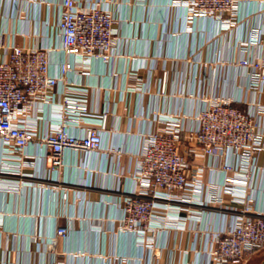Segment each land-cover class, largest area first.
<instances>
[{
    "label": "built area",
    "instance_id": "1",
    "mask_svg": "<svg viewBox=\"0 0 264 264\" xmlns=\"http://www.w3.org/2000/svg\"><path fill=\"white\" fill-rule=\"evenodd\" d=\"M27 1L33 8L52 5L45 0ZM115 1L59 0L55 21L44 25L46 40L40 47L17 44L10 31L0 32L1 173L25 176L23 169L33 165L24 158L36 157L28 154L33 146L54 173L64 167L69 151L89 155L104 150L106 159L113 155L118 160L124 153L120 147L104 148L110 112L92 108L90 86L73 79L91 75L97 61L117 75L112 68L124 53ZM167 10L170 15L163 21L165 28L174 12L181 13V27L174 26L171 34L187 36L182 58L195 67L198 87L190 96L201 108L192 115L181 108L175 113L149 109L156 127L138 136L140 147L131 157L135 167L128 173L130 186L114 189L117 195L112 202L121 216L113 221L117 231L133 233L139 247L158 256L154 242L159 233L185 231L188 224L201 220L205 211L215 210L227 223L207 238L210 244L204 250V264H244L264 250V210L259 209L255 197L264 190V24L259 18L264 14V0H169ZM236 30L241 37H236L232 46L227 38ZM218 41L221 45L212 59L196 58ZM230 49L237 58L230 56ZM53 54L60 55L56 63ZM213 66L217 75L212 76L209 71ZM230 67L239 72L234 82L239 94L235 96L216 87L229 79ZM129 76L132 85L126 93L151 92L140 83L138 71ZM158 79L156 95L166 100L168 70H162ZM184 143L189 145L190 158L181 152ZM207 172L218 179L206 180ZM46 180L52 179L43 177V182ZM10 182L12 191L32 183ZM50 187L66 191L61 185ZM2 225L0 220V234H4ZM198 232L205 235L202 229ZM10 235L16 237L15 232ZM68 235L66 227L55 230V239ZM30 239L46 247V253L55 252V239L35 229ZM54 256L51 264L65 263L60 253ZM5 264L14 263L9 258Z\"/></svg>",
    "mask_w": 264,
    "mask_h": 264
},
{
    "label": "crops",
    "instance_id": "2",
    "mask_svg": "<svg viewBox=\"0 0 264 264\" xmlns=\"http://www.w3.org/2000/svg\"><path fill=\"white\" fill-rule=\"evenodd\" d=\"M45 1L52 5L48 7L43 4L33 8L29 7L27 0L0 2V32L10 31L17 44L28 47L43 45L46 40L44 25L48 21H55L59 0ZM168 1L116 0L114 11L124 53L112 68L117 75H112L108 65L97 61L91 68V75L73 77L77 83L90 86L92 108L110 112L107 132L104 135V148L120 147L124 153L119 160L113 155L106 159L104 150L89 155L69 151L64 157V167L54 173L51 172L49 162L39 156L38 149L33 146L28 149V154L36 157L24 158L33 165L23 169L25 176L0 172V220L4 227V234H0L1 264H5L9 258L14 264H51L54 253L61 254L64 264L206 262L207 254L204 250L210 244L207 238L211 239L213 233L224 228L227 223L226 218L218 211H205L201 220L188 224L185 231L159 233L154 242L159 249L158 256H154L152 250L139 247L133 233L117 231L114 224L116 220L113 221L121 216L119 207L112 202L117 195L114 189L130 186L128 173L135 167L131 157L140 147L138 136L144 130L149 131L156 127L149 109L175 113L181 108L192 115L201 108V104L190 96L198 87L195 67L193 63L190 64L182 58L188 44L187 36L182 34L174 37L171 34L174 26L181 27L180 11L174 12L172 19L169 17V26L165 28L163 25L167 15H170L167 10ZM259 18L264 24V14ZM209 29L214 32L213 26ZM239 33L236 30L228 35L227 39L232 46L241 37ZM219 44L221 45L220 41L215 46L213 43L206 46L203 52L197 53L196 58L203 61L212 59L220 48ZM231 54L233 57L234 53ZM131 55L137 58L133 59ZM237 56L236 53L234 57ZM59 60L60 55L53 54V63ZM164 69L169 73L166 100L159 99L156 95L158 78ZM228 70L229 79L216 87L222 93L227 90L235 96L239 94L234 85L239 72L234 67ZM133 71H138L140 83L151 89L150 93L143 95L125 92L132 85L129 75ZM209 74L217 75L216 67H211ZM212 86V83L208 85L206 91L209 92ZM188 149L189 145L184 143L181 152L190 158ZM261 162H264V156ZM31 174L34 177H30ZM45 176L52 180L43 182ZM205 178L208 181L218 179L213 172H207ZM10 180L32 183L22 187L20 185L19 189L12 191L9 190ZM54 184L65 187L66 191L50 187ZM255 197L259 209L264 210V190L256 193ZM59 226L68 228L67 238L55 239V230ZM34 229L48 239H55V252L46 253V247L30 241V234ZM199 229L205 231L202 237ZM13 232L16 237L9 236ZM192 247L197 249L192 250ZM185 250L188 251L187 254L184 253ZM122 257H125V262H122ZM248 264H264V250L255 253Z\"/></svg>",
    "mask_w": 264,
    "mask_h": 264
},
{
    "label": "rangeland",
    "instance_id": "3",
    "mask_svg": "<svg viewBox=\"0 0 264 264\" xmlns=\"http://www.w3.org/2000/svg\"><path fill=\"white\" fill-rule=\"evenodd\" d=\"M252 257L253 255L244 264H248L251 261Z\"/></svg>",
    "mask_w": 264,
    "mask_h": 264
}]
</instances>
